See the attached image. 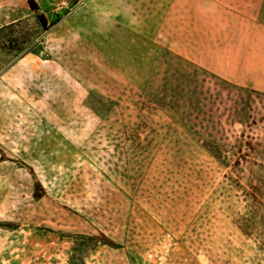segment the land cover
<instances>
[{"label":"rangeland","instance_id":"374dc122","mask_svg":"<svg viewBox=\"0 0 264 264\" xmlns=\"http://www.w3.org/2000/svg\"><path fill=\"white\" fill-rule=\"evenodd\" d=\"M0 264H264V0H0Z\"/></svg>","mask_w":264,"mask_h":264},{"label":"trees","instance_id":"16d2710c","mask_svg":"<svg viewBox=\"0 0 264 264\" xmlns=\"http://www.w3.org/2000/svg\"><path fill=\"white\" fill-rule=\"evenodd\" d=\"M41 21H42V23L44 24V25H46V18L44 17V16H41Z\"/></svg>","mask_w":264,"mask_h":264}]
</instances>
